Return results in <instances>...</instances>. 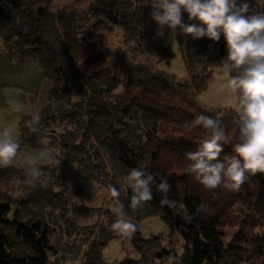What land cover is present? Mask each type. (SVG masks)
Listing matches in <instances>:
<instances>
[{"label":"trees","instance_id":"16d2710c","mask_svg":"<svg viewBox=\"0 0 264 264\" xmlns=\"http://www.w3.org/2000/svg\"><path fill=\"white\" fill-rule=\"evenodd\" d=\"M49 2L0 0V37L5 49L18 60L33 59L50 82L49 102L39 113V130L33 133L26 125L31 116H24L18 123L17 140L20 147L56 144L59 150L57 162L38 166L44 175L34 186L26 182V171L0 167V264H57L51 260L58 251L55 233L79 229L80 220L94 212L84 203L88 195L83 187L61 172V157L75 163L99 187L108 190L113 185L121 191L127 218L137 225L130 242L139 259L117 264H264V173H246L240 190L229 191L223 185L207 189L185 172L190 163L185 153L196 151L198 142L208 137L202 128L189 131L186 127L196 116L219 117L236 142L238 117L233 108H210L196 99L211 80L213 68L221 67L227 57L223 33L219 41H213L185 35L177 27L186 70V78L179 81L89 40L98 29L119 27L123 44H132L156 63L167 61L173 56L164 44L170 30L157 35L152 9L143 0H91L82 12L64 8L52 12ZM246 2L250 5L246 15L264 13V0ZM182 19L185 25L203 26L189 20L186 12ZM116 70L123 81L115 76ZM60 123L64 127L56 131L53 125ZM161 123L189 132L195 144L159 138ZM233 154L232 144H225L218 160ZM133 168H143L155 177L153 199L137 210L130 208L131 190L123 183ZM15 180L21 189L17 194L2 188ZM161 181L171 185L167 194L158 191ZM165 196L172 206L161 203ZM154 215L183 239L182 253H174L167 263L156 260L171 254L161 249V236L142 237L138 228L140 220ZM216 222L238 227L224 241ZM99 227L82 253L81 264H108L102 249L116 233ZM257 227L261 232H255ZM157 249L162 252L156 253Z\"/></svg>","mask_w":264,"mask_h":264},{"label":"clouds","instance_id":"9594fccd","mask_svg":"<svg viewBox=\"0 0 264 264\" xmlns=\"http://www.w3.org/2000/svg\"><path fill=\"white\" fill-rule=\"evenodd\" d=\"M150 5L151 19L156 22L157 35L163 36L167 28L174 35L177 27L183 34L193 38L208 37L219 41L223 33L227 45V57L221 61V68L228 74V86L237 96L233 110L238 119L236 142L233 143L226 132V125L219 117L200 114L186 124L189 131L202 128L208 137L201 139L196 151L185 153L190 163L185 172L192 175L207 189L221 185L229 191H239L245 183L246 173H264V13L246 15L249 3L246 0H143ZM88 0L79 8H86ZM182 12L189 20L196 19L201 25H185ZM235 72L236 74H232ZM41 117L38 113L26 121L35 133ZM14 129L5 127L0 131V167H9L19 158L26 166V182L34 186L44 175L37 166L40 159L52 160L50 149L38 154L20 156V143L13 137ZM231 143L233 155L218 160L223 145ZM155 177L143 168H133L124 177L126 189L131 190L130 208L137 210L153 199L152 185ZM158 191L167 194L171 185L161 181ZM107 195L116 216L111 230L121 237H129L137 231V225L127 218L121 201V191L108 186ZM123 195L127 197V190ZM161 203L170 206L173 202L166 196Z\"/></svg>","mask_w":264,"mask_h":264},{"label":"rangeland","instance_id":"374dc122","mask_svg":"<svg viewBox=\"0 0 264 264\" xmlns=\"http://www.w3.org/2000/svg\"><path fill=\"white\" fill-rule=\"evenodd\" d=\"M86 0H50L49 9L52 12L60 8L67 11L82 12L86 10L91 2L88 0L86 8H79ZM97 44L101 42L112 50L124 52L128 59L138 62L147 63L169 75H174L179 81L186 78V70L183 62L182 50L176 39V35L169 32L164 40L165 46L169 47L173 56L167 61L155 62L154 57L139 54L133 49L132 44H123L121 29L119 27L108 28L107 26L98 29L95 35L89 39ZM115 70V69H114ZM116 77L120 81L124 80L122 73L115 71ZM228 74H225L221 67H214L212 78L207 87L197 94L196 99L204 106L216 109L233 108L237 101V96L228 86ZM49 80L43 75L40 66L30 58L16 59L4 47L0 37V131L5 127L14 129L13 137L17 139L18 123L24 116H31L40 113L43 107L49 102ZM121 90V86L117 87ZM56 131L62 130L64 123L54 124ZM158 137L173 142L193 143L192 135L172 124L161 123L158 126ZM47 144L48 140H43ZM51 147L27 148L20 147V156L32 154L36 155L43 149H50L54 157L52 160L40 159L37 166L57 162L58 148L56 144ZM13 167L27 171L25 164L21 159H17ZM60 170L64 176L71 182L80 184L87 193L88 198L85 204L94 208L90 216L82 218V226L71 233H55L58 247L57 254L51 256V260L57 264H81L82 253L87 248L88 241H91L98 228L105 227L111 229V224L115 221L116 216L112 211V203L107 195V188L99 187L93 181L86 178L81 169L73 162L60 158ZM6 190H14L17 194L19 189L18 181L9 182V185L2 186ZM216 227L222 232L224 241H228L237 230V225H225L220 222L215 223ZM138 228L142 237H148L156 234L161 236V245L163 250L171 252L170 255L157 257L156 260L162 259L166 263L173 259V254H180L183 251V239L179 232L171 231L158 216L145 217L138 223ZM90 230V231H89ZM92 231V232H91ZM91 232V233H90ZM255 232H261L257 227ZM54 238V239H55ZM161 249L155 250L161 253ZM102 257L108 264H117L127 259H139L138 252L133 248L129 237L116 236L111 239L102 249ZM155 260V262H156Z\"/></svg>","mask_w":264,"mask_h":264}]
</instances>
